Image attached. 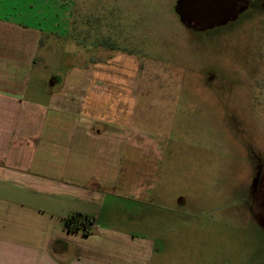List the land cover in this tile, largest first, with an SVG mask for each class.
Returning <instances> with one entry per match:
<instances>
[{
  "label": "rangeland",
  "instance_id": "rangeland-1",
  "mask_svg": "<svg viewBox=\"0 0 264 264\" xmlns=\"http://www.w3.org/2000/svg\"><path fill=\"white\" fill-rule=\"evenodd\" d=\"M57 1L71 11L64 16L73 26L71 40L48 52L54 34L43 33L48 46L38 54L26 100L54 103V90L43 94L51 85L38 78L70 76L83 66L85 38L100 40L108 55L137 58L129 128L142 145L123 159L121 199L103 192L92 234L76 238V248L67 244L60 259L80 254L86 264H264L257 192L248 189L252 152H264V5L251 0L228 21L233 12H209L247 0H184L187 27L176 13L178 0ZM32 6L46 12L54 0H0V15L20 20ZM68 56L72 62H61ZM131 178L139 188L125 189Z\"/></svg>",
  "mask_w": 264,
  "mask_h": 264
},
{
  "label": "crops",
  "instance_id": "crops-1",
  "mask_svg": "<svg viewBox=\"0 0 264 264\" xmlns=\"http://www.w3.org/2000/svg\"><path fill=\"white\" fill-rule=\"evenodd\" d=\"M70 12L54 0L46 12L25 7L20 20L0 15V264H86L80 254L60 259L67 244L76 248V238H87L66 229L64 218L89 214L93 228L103 192L122 197L124 157L142 148L129 128L138 91L137 58L108 55L100 40H81L88 50L83 66L70 76L38 78L51 85L43 94L54 90V103L26 100L40 50L47 43H54L48 50L54 53L69 46L73 26L64 16ZM48 15L50 22L44 21ZM44 32L54 34V41L45 44ZM93 46L100 49L99 57L94 58ZM61 62L68 64L72 57ZM133 188H139L137 178L125 187Z\"/></svg>",
  "mask_w": 264,
  "mask_h": 264
},
{
  "label": "flooded vegetation",
  "instance_id": "flooded-vegetation-1",
  "mask_svg": "<svg viewBox=\"0 0 264 264\" xmlns=\"http://www.w3.org/2000/svg\"><path fill=\"white\" fill-rule=\"evenodd\" d=\"M232 1V0H231ZM239 2H231L230 6L227 7V11L224 13H216V17H218L219 15H228L230 12H233V16L228 17V21L236 19L239 14L245 9L247 8L252 1L251 0H247L243 6H239L238 5ZM264 5V0H260V6ZM261 8H264L263 6H261ZM231 14V13H230ZM227 17H224V21L222 24L227 23ZM221 24V25H222ZM219 24H214L213 27L218 26ZM252 158L254 160V168H255V172L253 173L251 182L249 183L248 189H249V193L251 195L252 192H257L256 195H254V201L256 202L255 204L258 206L257 209L259 212H254L255 213V218L258 221V224L264 228V152H258V151H253L252 152ZM260 190H262V194L260 192ZM259 197H261V200L259 199Z\"/></svg>",
  "mask_w": 264,
  "mask_h": 264
},
{
  "label": "trees",
  "instance_id": "trees-1",
  "mask_svg": "<svg viewBox=\"0 0 264 264\" xmlns=\"http://www.w3.org/2000/svg\"><path fill=\"white\" fill-rule=\"evenodd\" d=\"M184 3H185L184 0H178L177 7H176V13L178 14L179 20L183 24H187L185 21V13L184 12H187L188 10L185 8ZM221 3L217 2V4H221ZM227 5H228V3H227ZM225 6L226 5H223V7H225ZM218 7H220V5H218ZM194 13H195V11H194ZM209 14H211L214 17L216 13L214 11V12H209ZM187 27H190V25L187 24ZM210 27L213 28V26H210ZM207 28H209V27H207ZM94 223H95L94 218L92 216H90L89 214L82 213V212H76V213L64 218V226L66 229H68L70 231H81L85 235L92 234V232H93L92 231V225H94Z\"/></svg>",
  "mask_w": 264,
  "mask_h": 264
}]
</instances>
